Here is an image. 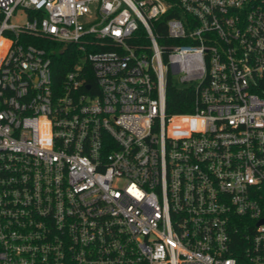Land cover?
Returning a JSON list of instances; mask_svg holds the SVG:
<instances>
[{"label":"built area","instance_id":"2783aa9c","mask_svg":"<svg viewBox=\"0 0 264 264\" xmlns=\"http://www.w3.org/2000/svg\"><path fill=\"white\" fill-rule=\"evenodd\" d=\"M0 264H264V0H0Z\"/></svg>","mask_w":264,"mask_h":264},{"label":"trees","instance_id":"16d2710c","mask_svg":"<svg viewBox=\"0 0 264 264\" xmlns=\"http://www.w3.org/2000/svg\"><path fill=\"white\" fill-rule=\"evenodd\" d=\"M171 15L166 16L169 17ZM159 30L163 33V36L167 34V28L165 23L162 25H159ZM161 44L167 43L166 38L160 39ZM60 62L62 66L64 67L67 62L66 56H60ZM167 112L168 114H179L186 111H191L192 104L194 101V96L192 95L191 91L182 90L175 88L171 83L168 85L167 89Z\"/></svg>","mask_w":264,"mask_h":264}]
</instances>
